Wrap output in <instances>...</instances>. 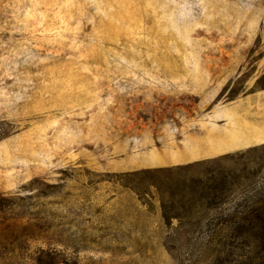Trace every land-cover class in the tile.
Returning <instances> with one entry per match:
<instances>
[{
    "label": "rangeland",
    "instance_id": "obj_1",
    "mask_svg": "<svg viewBox=\"0 0 264 264\" xmlns=\"http://www.w3.org/2000/svg\"><path fill=\"white\" fill-rule=\"evenodd\" d=\"M263 145L264 0H0V264H264Z\"/></svg>",
    "mask_w": 264,
    "mask_h": 264
},
{
    "label": "trees",
    "instance_id": "obj_2",
    "mask_svg": "<svg viewBox=\"0 0 264 264\" xmlns=\"http://www.w3.org/2000/svg\"><path fill=\"white\" fill-rule=\"evenodd\" d=\"M261 147H264L261 146ZM258 148H251L249 149V151H254L257 150ZM260 158L262 159V161L264 162V154L260 156ZM183 168L182 166H177V167H158V168H147V169H142L139 171H135L132 172L131 175L133 176H149L150 178L154 179V180H171V179H176V178H180L182 176H186L187 172H183L182 171ZM194 178L197 177H192V180L194 181ZM179 180V179H177ZM152 186H154L155 188H157L159 191L161 190V194H169L171 196H175L176 194H179V190H176V187L173 186H166V190L164 189H160V185L159 183H152ZM164 206V203L162 204Z\"/></svg>",
    "mask_w": 264,
    "mask_h": 264
}]
</instances>
